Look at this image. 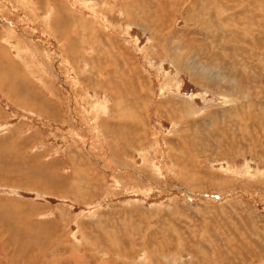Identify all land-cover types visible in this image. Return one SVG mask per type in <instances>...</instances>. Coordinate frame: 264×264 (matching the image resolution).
<instances>
[{
  "label": "rangeland",
  "instance_id": "1",
  "mask_svg": "<svg viewBox=\"0 0 264 264\" xmlns=\"http://www.w3.org/2000/svg\"><path fill=\"white\" fill-rule=\"evenodd\" d=\"M0 264H264V0H0Z\"/></svg>",
  "mask_w": 264,
  "mask_h": 264
},
{
  "label": "bare ground",
  "instance_id": "2",
  "mask_svg": "<svg viewBox=\"0 0 264 264\" xmlns=\"http://www.w3.org/2000/svg\"><path fill=\"white\" fill-rule=\"evenodd\" d=\"M2 78H3V77H2ZM4 78H5V77H4ZM237 79H238V78H237ZM2 81H3V80H2ZM233 81H234V80H233ZM236 82H237V81H236ZM236 82H235V83H236ZM233 84H234V83H233ZM229 96H230V95H229ZM241 97H242V96H241ZM191 101H192V100H191ZM12 206H13V205H12Z\"/></svg>",
  "mask_w": 264,
  "mask_h": 264
}]
</instances>
